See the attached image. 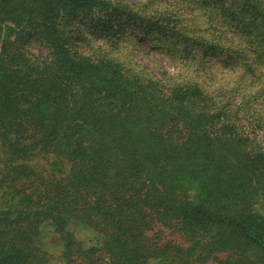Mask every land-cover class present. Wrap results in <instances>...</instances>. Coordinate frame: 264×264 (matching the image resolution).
<instances>
[{"label": "trees", "instance_id": "obj_1", "mask_svg": "<svg viewBox=\"0 0 264 264\" xmlns=\"http://www.w3.org/2000/svg\"><path fill=\"white\" fill-rule=\"evenodd\" d=\"M44 228L63 264H264V0H0V264Z\"/></svg>", "mask_w": 264, "mask_h": 264}, {"label": "rangeland", "instance_id": "obj_2", "mask_svg": "<svg viewBox=\"0 0 264 264\" xmlns=\"http://www.w3.org/2000/svg\"><path fill=\"white\" fill-rule=\"evenodd\" d=\"M36 51V50H35ZM163 53H161V55H150V60H144V64L146 66H149L151 67V69L154 68L155 65H161L163 68H165L169 73H172L173 70L170 69L169 67V64L167 63L166 61V58L164 56V54L162 55ZM211 67H212V72L213 73H216L218 71L217 74H219V68H220V65L218 64V61H214V62H211ZM151 235V234H149ZM163 235H164V238L163 239H170L178 244H183V241L178 238L176 235L174 234H171L169 232H167L166 230H163ZM162 235V237H163ZM78 238L83 240L85 242L86 245L89 244L90 240L94 239V235L90 232H87L85 230H82L78 233ZM41 246L42 248H44L45 250H47L48 253H50V256H51V264H63L58 258H59V253H60V243L58 242V238L57 236L52 233L50 231L49 228H44V230L42 231V234H41ZM149 264H158L156 262H150Z\"/></svg>", "mask_w": 264, "mask_h": 264}]
</instances>
